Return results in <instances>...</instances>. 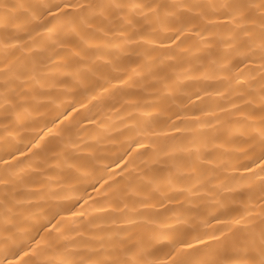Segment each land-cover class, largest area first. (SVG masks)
Instances as JSON below:
<instances>
[{
	"label": "bare ground",
	"instance_id": "6f19581e",
	"mask_svg": "<svg viewBox=\"0 0 264 264\" xmlns=\"http://www.w3.org/2000/svg\"><path fill=\"white\" fill-rule=\"evenodd\" d=\"M0 264H264V0H0Z\"/></svg>",
	"mask_w": 264,
	"mask_h": 264
}]
</instances>
